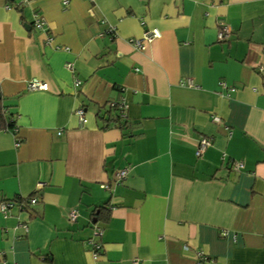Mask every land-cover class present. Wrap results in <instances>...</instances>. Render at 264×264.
<instances>
[{"label": "crops", "instance_id": "1", "mask_svg": "<svg viewBox=\"0 0 264 264\" xmlns=\"http://www.w3.org/2000/svg\"><path fill=\"white\" fill-rule=\"evenodd\" d=\"M261 67L264 0H0V263L264 264Z\"/></svg>", "mask_w": 264, "mask_h": 264}, {"label": "built area", "instance_id": "2", "mask_svg": "<svg viewBox=\"0 0 264 264\" xmlns=\"http://www.w3.org/2000/svg\"><path fill=\"white\" fill-rule=\"evenodd\" d=\"M15 1H16V3L18 5H21V4L27 3V2H29L31 0H15ZM62 3L64 5L67 4V0H62ZM32 24L37 29H43V27L45 25V20L37 12H34L33 15H32ZM112 29H113L112 27L109 28V31H112ZM159 34H160L159 29L151 28V29L145 30L143 32L141 38H137V39L133 38V39H130V41L134 45V47H136L138 49H142L144 47V43L146 41H149L152 38L157 37ZM228 34H229L228 25L224 24V23H220V25L218 26L217 38L220 39V40L225 39L228 36ZM65 66L70 68L71 64L70 63H66ZM261 71L264 72V67H261ZM75 84L79 85L80 81L76 80ZM220 84H221L222 87H227L226 83L224 81H221ZM27 88L30 89V90L47 89V83L44 82V81H41V80H39L37 78H31L27 82ZM119 106L122 108V113L121 114H122V116H124L125 115L124 109L126 107V104L124 102H121V104ZM75 113H76V115L78 117L79 123L83 124L86 121L83 109L81 107H78L75 110ZM213 119L215 121L219 120V118L217 116H214ZM13 130L15 131V127L13 128ZM57 133H61V129H59L57 131ZM18 142H19L18 140L15 142L16 145L18 144ZM210 143H211L210 137H205V136L200 137L198 139L197 145H196V147L194 149V155L199 156L210 145ZM241 165H242V161L236 163V168L241 167ZM128 169H129L128 167H123V168H120V169L116 170L115 173H114V180L116 181V180H119V179L123 178L127 174ZM104 187L107 188L108 185H104ZM29 201L31 203H34L36 201V199L34 197H31L29 199ZM11 204H12L11 201L2 202V203H0V208L4 212ZM76 216H77V209L76 208L70 209L69 212L67 213L68 220H70V221H74L76 219ZM92 228H93L92 238H90L88 242L90 243L91 248H92V256L95 258L97 256V254H98L97 250L99 249L100 244H99L98 241L94 240L93 238L95 236L100 235L101 227L99 225H97V224H94L92 226ZM131 263L132 264H139V259L137 257H134L131 260ZM0 264H4V261H2Z\"/></svg>", "mask_w": 264, "mask_h": 264}, {"label": "trees", "instance_id": "3", "mask_svg": "<svg viewBox=\"0 0 264 264\" xmlns=\"http://www.w3.org/2000/svg\"><path fill=\"white\" fill-rule=\"evenodd\" d=\"M9 5H14L15 7H19L20 5H18L16 3L15 0H7ZM112 110H117L116 113L112 114ZM122 108L118 105V103H115L113 105H111V107L106 108L103 111V114H99L100 117H103L105 119V121H111V120H115L116 125L120 128H124L125 127V122H126V115L122 116ZM106 115V116H105ZM0 127H4L6 129H12L14 127V121L11 118V114H6V107L1 105V99H0ZM120 180V179H119ZM116 180V181H119ZM98 212L97 214L94 216V222L92 224V226L94 224H96L97 220H103L106 221L109 213H108V204L104 203L102 205H100L97 209ZM104 210V211H103ZM104 216H100L98 215V213L101 212H105ZM96 212V211H95Z\"/></svg>", "mask_w": 264, "mask_h": 264}]
</instances>
